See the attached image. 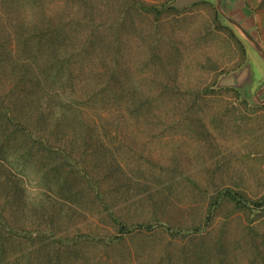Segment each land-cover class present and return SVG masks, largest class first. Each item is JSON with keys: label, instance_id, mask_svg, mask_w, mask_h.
<instances>
[{"label": "rangeland", "instance_id": "374dc122", "mask_svg": "<svg viewBox=\"0 0 264 264\" xmlns=\"http://www.w3.org/2000/svg\"><path fill=\"white\" fill-rule=\"evenodd\" d=\"M40 1L21 0L27 11L20 17L32 23L42 5L61 12L70 1L81 4L75 7L81 17L88 6V13L100 12L41 45L62 49L57 65H65L55 81L81 95L75 98L81 124H65L49 136L51 149L37 145L29 162L8 161L36 238L15 239L12 258L33 248L35 262L43 263L37 252L48 244L63 264H264V104L252 98L264 81V62L226 19L217 22L216 0L182 9L167 7L174 0H138L141 11L125 19L129 37L120 40L108 28L117 22L118 2L110 0L108 10L98 0ZM223 5L264 46V0ZM9 6L0 2V15ZM0 23L12 26L6 18ZM2 31L0 25V37ZM247 62L256 82L219 84ZM91 176L101 183L94 186ZM226 189L244 202L228 198ZM11 200L0 202L7 215ZM122 224L151 227L123 233Z\"/></svg>", "mask_w": 264, "mask_h": 264}, {"label": "trees", "instance_id": "16d2710c", "mask_svg": "<svg viewBox=\"0 0 264 264\" xmlns=\"http://www.w3.org/2000/svg\"><path fill=\"white\" fill-rule=\"evenodd\" d=\"M20 1L21 0H0L1 3L10 5V8L6 9L7 12L5 15H0V19L6 18L12 25L7 27L3 23H0L1 28L4 30L2 32L5 34L0 37V83L2 82L1 84L3 87L7 89V91H5L6 93L0 91V202L2 197H6L7 202L11 200L12 196L13 199L11 202H14V208L11 206L13 210L10 211L8 215L5 214L7 204L0 208V264H39L35 262L36 251L33 248H22V251L13 256V258V253H10L15 239H21L27 243H32L31 241H35L36 238L32 236L35 231L31 226L32 224L26 226L30 219L22 213L24 204L21 200L18 201L17 196H15L17 193L21 196V186L17 183L15 190L11 184V178L13 182H16L15 178H17V176L13 172H6L5 170L13 169L8 161L16 159L15 161L17 163H22L23 160H25L24 162L26 163L27 161L29 162V160L38 156L36 150L37 145H45L48 149H51L53 143L49 141V136L61 132L65 124L70 125L73 129L77 128V120H79L81 124V118L79 119L78 116L75 115L77 114V109L75 107L77 106V100H75V98H79L81 95L67 92L66 88L68 85H64V83L59 84L55 81L57 69L59 76L65 65L63 61L60 63L61 66L57 65L59 64V56L62 49L55 46L45 47L41 45L45 41L55 40V35H64L67 33V25H83L85 21H92L91 15L94 17L93 13L100 12L99 8L97 10V8L93 7L92 14L88 13L91 9L88 6L86 10L83 11V17H81V11L78 10L79 8L75 9V7L81 6V4L71 1L68 2L65 6L66 8L61 12H53L49 7L44 9L42 5V11H37L33 18L34 21L28 23L25 17H20V13L22 14L23 11H27L25 8L26 6L21 4ZM38 1L39 4H41V1ZM98 1L100 3L102 1V5L107 6L109 10L110 0ZM112 1L118 2L117 6H112L115 8L114 10L116 11L114 12L116 15L118 13V16L116 17L117 22L111 27L108 26V28L114 33L115 40H120L121 37L127 38L129 37L128 32L130 31L125 29V19L132 16V10H138L136 6L139 4L141 5V1ZM12 3L15 5L14 7H11ZM147 9L158 14L162 13L161 9L159 10L157 6H150V8ZM110 11L112 12L111 9ZM139 11H141V9L138 10V12ZM215 11L217 22L223 24L222 19L225 20V18L217 9H215ZM99 15L101 14L99 13ZM72 19L75 20L74 23H72ZM15 27L17 30L12 31ZM229 27L233 31L235 30L231 25ZM120 28H123V30H120ZM32 29L33 32H30ZM28 33L29 35H27ZM234 39L237 40L235 36ZM237 42L239 41L237 40ZM51 43L55 42L53 41ZM111 58L113 59V57ZM72 60L73 59H71V62ZM105 75L112 78L110 71L105 73ZM53 84L57 85L56 87L58 88ZM30 106H32V108H30ZM20 109L26 110V112L19 111ZM34 115H36L35 120H33ZM32 124H34L35 127L32 126ZM90 130H92L91 127L85 129L81 126V133L90 134ZM66 136L67 135L63 134L56 141L58 143L61 141L60 145H62ZM57 149L60 148L57 147ZM62 151L67 158H71L73 155V150H70L72 155L65 149ZM6 164L9 165L7 166ZM100 165L105 166L104 161ZM7 174L10 176L9 179H7ZM90 178L92 179V183L95 184L94 186H98L101 183V181H97L96 176H91ZM223 194L238 203L244 202L238 191L226 189ZM262 204L263 203L260 202L256 203L257 206H262ZM15 219H21L23 223L20 224V222ZM124 225L122 224L121 226L123 233L131 232L134 228L142 230L144 226L147 228L151 227V225L138 224L135 227L128 228ZM21 232H24L25 235L21 234ZM175 232L178 233L177 230ZM3 233H6L5 235L7 236H4ZM83 238L88 239L86 236H83ZM5 239H7V245H4ZM44 239L49 238L44 237ZM117 239L119 240L121 238ZM89 240L92 239L89 238ZM22 242L23 241H21L20 244ZM37 254L41 255L40 257L43 258V263L40 264H63L60 260V254L56 253L55 257H53V251L48 248V244H44V248L37 252Z\"/></svg>", "mask_w": 264, "mask_h": 264}, {"label": "water", "instance_id": "95a60500", "mask_svg": "<svg viewBox=\"0 0 264 264\" xmlns=\"http://www.w3.org/2000/svg\"><path fill=\"white\" fill-rule=\"evenodd\" d=\"M205 0H174L168 4L167 7H175L182 9L186 6L194 5ZM216 8L220 14L231 24V26L241 35L250 45L252 49L259 54L260 58L264 62V46L257 37L255 29L250 26L243 25V20L236 18L229 10L223 5V0H216ZM243 23V24H242ZM250 66L247 64L240 70L234 71L228 75H224L219 84L228 86H237L239 88H245L249 83L253 82L251 74L249 73ZM264 93V85L253 94V101L256 103L264 104V97L261 95Z\"/></svg>", "mask_w": 264, "mask_h": 264}, {"label": "flooded vegetation", "instance_id": "af4514ba", "mask_svg": "<svg viewBox=\"0 0 264 264\" xmlns=\"http://www.w3.org/2000/svg\"><path fill=\"white\" fill-rule=\"evenodd\" d=\"M228 10V9H227ZM241 22V20H240ZM243 24V23H242ZM244 25V24H243ZM246 27V26H245ZM253 82H256V79L254 80L253 79ZM264 85V81L262 82V84L260 83L259 86L254 90L253 94L258 90L260 89L262 86ZM261 97H264V93L261 95ZM252 98H253V95H252Z\"/></svg>", "mask_w": 264, "mask_h": 264}, {"label": "crops", "instance_id": "0c3cea01", "mask_svg": "<svg viewBox=\"0 0 264 264\" xmlns=\"http://www.w3.org/2000/svg\"><path fill=\"white\" fill-rule=\"evenodd\" d=\"M232 2V1H231Z\"/></svg>", "mask_w": 264, "mask_h": 264}]
</instances>
